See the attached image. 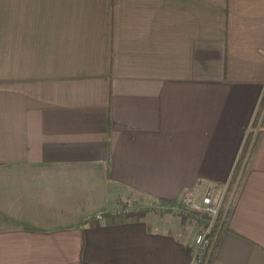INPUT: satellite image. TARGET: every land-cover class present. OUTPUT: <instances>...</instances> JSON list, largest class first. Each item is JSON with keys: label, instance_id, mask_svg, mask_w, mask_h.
Here are the masks:
<instances>
[{"label": "crops", "instance_id": "0c3cea01", "mask_svg": "<svg viewBox=\"0 0 264 264\" xmlns=\"http://www.w3.org/2000/svg\"><path fill=\"white\" fill-rule=\"evenodd\" d=\"M263 90L264 0H0V264H189L194 218L112 212L227 182ZM257 147L211 264H264Z\"/></svg>", "mask_w": 264, "mask_h": 264}, {"label": "built area", "instance_id": "2783aa9c", "mask_svg": "<svg viewBox=\"0 0 264 264\" xmlns=\"http://www.w3.org/2000/svg\"><path fill=\"white\" fill-rule=\"evenodd\" d=\"M235 169V168H234ZM233 169V170H234ZM233 170L231 171V175L228 178L227 182L222 183L219 186L214 185H207L205 186V191L203 196L197 200H193L191 197L186 196L183 201L185 203V207L176 206L175 208H172L174 211L173 213L181 214L186 217H189V212L191 211H197L200 213H203L205 219L199 218L197 224L201 227V229L194 234L193 236V242H192V258L189 262V264H208V258H210L211 253V246H213L214 238H211L210 228L212 227V222L216 220L217 216L219 215V208L222 206L223 199L222 197L225 195L226 190L228 189V184L231 182L233 189L232 194H234V191L236 189V185L238 182H240L241 178V169H239L236 173L235 179L233 178ZM231 195L228 197V201L225 204V207L222 209V215L221 220H223L226 217L228 207L231 204ZM128 209H116L115 212H112L114 215L116 214H122V215H131L129 214L130 211ZM100 213L94 214V219H100ZM220 220V221H221ZM198 226V227H199Z\"/></svg>", "mask_w": 264, "mask_h": 264}, {"label": "trees", "instance_id": "16d2710c", "mask_svg": "<svg viewBox=\"0 0 264 264\" xmlns=\"http://www.w3.org/2000/svg\"><path fill=\"white\" fill-rule=\"evenodd\" d=\"M260 101L258 104V107L256 108V115L252 121V125L250 127V130L248 131V133L246 134V138L244 141V144L241 145V151L239 154V157L236 159V163L234 166V170H233V178L235 179L236 175H237V171L239 169H241V178H240V182L237 183V187L234 191V194H232V189L233 186L231 185L232 183L229 182L228 184V189L226 190L225 195L222 197L223 202H222V206L221 208H219V215L217 216L216 220L212 222V227L210 228V237L214 238V243L213 246H211V253H210V258H208V264H211V258H213L214 256V252L215 249L217 247V245L219 244L220 241V234L223 232V230L226 227V222L229 219V216L231 214V208L234 206L235 202H236V197L237 195L240 194V190H241V184L244 181L246 175H247V170L249 169L251 163H252V157L255 155L257 149H258V145L260 143V140L263 136V131H264V90L262 92V94L260 95ZM231 195V204L228 207L227 210V214L226 217L221 220V215H222V209L225 207L226 202L228 201V197ZM184 197H186V195H184ZM182 197V198H184ZM159 203L165 205L166 206H171L173 204L180 206V207H185L183 202L181 200L177 201H172V202H168V201H161L158 200ZM189 217L194 218L196 221L199 220V218H202L203 220L205 219L206 216L203 215V213L197 212V211H191L189 212ZM221 220V221H220Z\"/></svg>", "mask_w": 264, "mask_h": 264}, {"label": "rangeland", "instance_id": "374dc122", "mask_svg": "<svg viewBox=\"0 0 264 264\" xmlns=\"http://www.w3.org/2000/svg\"><path fill=\"white\" fill-rule=\"evenodd\" d=\"M125 196V194H124ZM185 198V197H184ZM181 199V201L183 202V204L185 205L183 199ZM198 201V200H197ZM177 205L173 204L171 206H166L161 204V203H149L147 201L144 200V197L142 198L141 196L135 200H128L126 201V196L124 199H121V202L118 204V206L115 208L116 209H128L132 210L130 211L129 214H141L144 213L145 211H152L155 212L157 214H170V215H174V216H178V218L181 216L184 217V219H189L188 217L181 215V214H177V213H173L174 211H172V208H175ZM201 229V227H197L195 230V234Z\"/></svg>", "mask_w": 264, "mask_h": 264}]
</instances>
